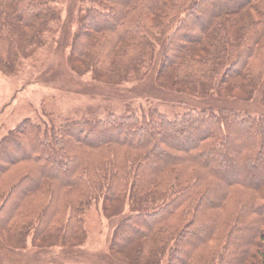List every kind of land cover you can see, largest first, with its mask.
<instances>
[{"label":"trees","instance_id":"trees-1","mask_svg":"<svg viewBox=\"0 0 264 264\" xmlns=\"http://www.w3.org/2000/svg\"><path fill=\"white\" fill-rule=\"evenodd\" d=\"M53 1L0 0V23L25 32ZM85 1L70 56L98 79L119 84L157 52L158 86L264 105V0ZM210 104L23 119L0 139L3 236L81 240L100 202L121 214L108 244L122 264H264V112Z\"/></svg>","mask_w":264,"mask_h":264},{"label":"rangeland","instance_id":"rangeland-1","mask_svg":"<svg viewBox=\"0 0 264 264\" xmlns=\"http://www.w3.org/2000/svg\"><path fill=\"white\" fill-rule=\"evenodd\" d=\"M86 4L85 0H54V19L25 32L0 23V139L23 119L57 127L68 120L98 119L108 112L141 113L151 107L172 116L213 106L210 102L253 114L264 112L256 96L226 100L213 93L198 96L158 86L157 52L153 60L119 84L98 79L88 62L70 56L71 38ZM235 174L228 172L229 176ZM94 204L82 214L84 237L68 244H61L55 233L31 242L30 238L10 240L0 230V264H122L108 244L121 214L108 218L101 203Z\"/></svg>","mask_w":264,"mask_h":264},{"label":"bare ground","instance_id":"bare-ground-1","mask_svg":"<svg viewBox=\"0 0 264 264\" xmlns=\"http://www.w3.org/2000/svg\"><path fill=\"white\" fill-rule=\"evenodd\" d=\"M218 225V224H217Z\"/></svg>","mask_w":264,"mask_h":264}]
</instances>
